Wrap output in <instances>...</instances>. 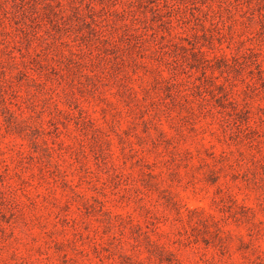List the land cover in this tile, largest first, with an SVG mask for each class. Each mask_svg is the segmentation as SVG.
Returning <instances> with one entry per match:
<instances>
[{
	"label": "rangeland",
	"instance_id": "rangeland-1",
	"mask_svg": "<svg viewBox=\"0 0 264 264\" xmlns=\"http://www.w3.org/2000/svg\"><path fill=\"white\" fill-rule=\"evenodd\" d=\"M0 264H264V0H0Z\"/></svg>",
	"mask_w": 264,
	"mask_h": 264
},
{
	"label": "trees",
	"instance_id": "trees-1",
	"mask_svg": "<svg viewBox=\"0 0 264 264\" xmlns=\"http://www.w3.org/2000/svg\"><path fill=\"white\" fill-rule=\"evenodd\" d=\"M245 55H247V56H254L255 57V59H256V62L257 63H259V60L257 59V56L259 55V51H258V49L257 48H255V47H253V46H248V47H246V49H245ZM219 56V55H218ZM14 57V56H13ZM221 57V56H220ZM232 58H234L235 59V55L234 54H232ZM20 62H23L22 60H20ZM259 65V64H258Z\"/></svg>",
	"mask_w": 264,
	"mask_h": 264
}]
</instances>
